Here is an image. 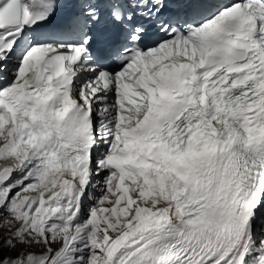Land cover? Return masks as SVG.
<instances>
[{"label": "snow or ice", "instance_id": "6c2138e0", "mask_svg": "<svg viewBox=\"0 0 264 264\" xmlns=\"http://www.w3.org/2000/svg\"><path fill=\"white\" fill-rule=\"evenodd\" d=\"M0 264H264V0H0Z\"/></svg>", "mask_w": 264, "mask_h": 264}, {"label": "rangeland", "instance_id": "374dc122", "mask_svg": "<svg viewBox=\"0 0 264 264\" xmlns=\"http://www.w3.org/2000/svg\"><path fill=\"white\" fill-rule=\"evenodd\" d=\"M6 231L7 229L4 227L3 222H0V236H2Z\"/></svg>", "mask_w": 264, "mask_h": 264}]
</instances>
